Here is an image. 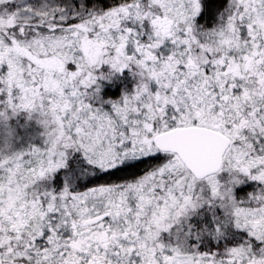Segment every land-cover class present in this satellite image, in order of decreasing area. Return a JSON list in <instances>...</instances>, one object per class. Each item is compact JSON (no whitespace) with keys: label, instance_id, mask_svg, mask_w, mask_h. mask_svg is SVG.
I'll use <instances>...</instances> for the list:
<instances>
[{"label":"snow or ice","instance_id":"6c2138e0","mask_svg":"<svg viewBox=\"0 0 264 264\" xmlns=\"http://www.w3.org/2000/svg\"><path fill=\"white\" fill-rule=\"evenodd\" d=\"M0 264H264V0H0Z\"/></svg>","mask_w":264,"mask_h":264}]
</instances>
